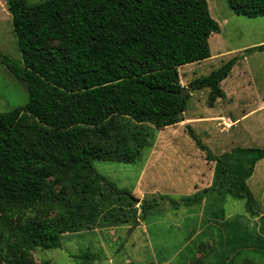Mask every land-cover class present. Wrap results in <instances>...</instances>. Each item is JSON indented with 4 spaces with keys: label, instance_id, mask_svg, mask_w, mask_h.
I'll return each mask as SVG.
<instances>
[{
    "label": "trees",
    "instance_id": "16d2710c",
    "mask_svg": "<svg viewBox=\"0 0 264 264\" xmlns=\"http://www.w3.org/2000/svg\"><path fill=\"white\" fill-rule=\"evenodd\" d=\"M227 5L248 19L264 17V0ZM6 9L21 62L0 54V64L24 85L27 102L0 113V264H34L33 250L59 249L62 235L91 228L97 216L128 222L122 210L135 200L92 163H132L146 143L142 125L160 130L181 121L187 97L177 95L184 90L177 69L210 57L208 39L219 26L206 0H6ZM238 60L192 81L190 91L208 89L212 108L225 98L220 84ZM190 137L214 163L213 185L171 206L190 208L235 185L249 210L246 181L264 148L213 156ZM155 206L142 202V215ZM233 233L227 255L239 257L246 244ZM187 254L188 247L177 264H186ZM252 254L264 257L255 248Z\"/></svg>",
    "mask_w": 264,
    "mask_h": 264
},
{
    "label": "rangeland",
    "instance_id": "374dc122",
    "mask_svg": "<svg viewBox=\"0 0 264 264\" xmlns=\"http://www.w3.org/2000/svg\"><path fill=\"white\" fill-rule=\"evenodd\" d=\"M26 1L31 5L46 0ZM206 2L219 33L208 39L207 60L177 69L180 86L188 90L181 121L160 130L142 125L146 143L132 163H92L100 178L135 200L122 210L128 212V222H104L97 216L91 228L62 235L59 249L33 250L34 264H177L187 247L192 254L186 255V264H264V257L257 260L252 254L254 248L264 252V160L246 181L253 198L249 210L246 199L234 195L235 185L226 186L221 197H207L190 208L170 204L203 194L213 185L214 163L206 160L190 133L213 156L237 148H264V17L236 15L227 0ZM0 54L21 62L6 0H0ZM234 57L239 60L220 84L225 98L209 108V90L191 92L189 84ZM26 102L24 85L0 64V113ZM144 201H155L156 206L143 216ZM234 231L241 246L246 244L237 249L239 257L227 255ZM200 242L207 246L205 251L197 248ZM82 255L86 257L77 258Z\"/></svg>",
    "mask_w": 264,
    "mask_h": 264
},
{
    "label": "water",
    "instance_id": "95a60500",
    "mask_svg": "<svg viewBox=\"0 0 264 264\" xmlns=\"http://www.w3.org/2000/svg\"><path fill=\"white\" fill-rule=\"evenodd\" d=\"M187 93H188V90L186 89L180 92L179 94H177L180 97L181 102L184 100V97L186 96Z\"/></svg>",
    "mask_w": 264,
    "mask_h": 264
}]
</instances>
